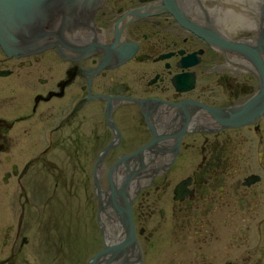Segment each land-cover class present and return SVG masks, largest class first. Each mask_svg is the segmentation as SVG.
Masks as SVG:
<instances>
[{
	"label": "flooded vegetation",
	"instance_id": "flooded-vegetation-1",
	"mask_svg": "<svg viewBox=\"0 0 264 264\" xmlns=\"http://www.w3.org/2000/svg\"><path fill=\"white\" fill-rule=\"evenodd\" d=\"M63 16L45 50L0 48L2 184L67 186L72 170L81 188L62 264H264V0ZM23 214L0 222V264L26 247L33 264Z\"/></svg>",
	"mask_w": 264,
	"mask_h": 264
},
{
	"label": "rangeland",
	"instance_id": "rangeland-1",
	"mask_svg": "<svg viewBox=\"0 0 264 264\" xmlns=\"http://www.w3.org/2000/svg\"><path fill=\"white\" fill-rule=\"evenodd\" d=\"M12 152L14 153V150ZM4 170L5 167L0 169V222L3 219L6 227L12 213L24 209L23 223L26 228L25 234L32 245V263L47 264L53 259L49 264H62L67 258L66 255L77 253L79 235L75 229L78 227V222L77 225H67L68 221L76 217L77 210L74 204L78 202L79 194L81 197V188L77 186L78 178L75 172L68 171L67 186L64 183H59L58 187H54L53 184L48 187L36 186L33 191L32 172H30L26 177L24 188L20 191L2 184L1 177ZM37 179L42 178L37 177ZM71 184H73L72 189H70ZM23 195L27 196L29 201L26 202ZM35 250L37 257L34 262ZM62 251L66 253L65 256L63 255L64 258L61 255ZM28 254L30 255V251L26 247L19 257L21 264L25 260H30Z\"/></svg>",
	"mask_w": 264,
	"mask_h": 264
},
{
	"label": "water",
	"instance_id": "water-1",
	"mask_svg": "<svg viewBox=\"0 0 264 264\" xmlns=\"http://www.w3.org/2000/svg\"><path fill=\"white\" fill-rule=\"evenodd\" d=\"M102 3L103 0H0V47L8 55L41 52L49 46L43 32L51 21L64 15L59 29L70 28L72 23L81 22L82 14L87 16ZM117 48L119 53L125 50L123 45ZM252 107L247 106V109ZM255 111L262 113L264 104L255 107Z\"/></svg>",
	"mask_w": 264,
	"mask_h": 264
}]
</instances>
